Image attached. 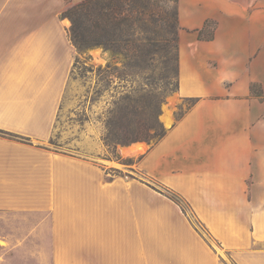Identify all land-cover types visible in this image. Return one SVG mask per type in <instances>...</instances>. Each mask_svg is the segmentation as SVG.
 Listing matches in <instances>:
<instances>
[{
    "label": "crops",
    "instance_id": "0c3cea01",
    "mask_svg": "<svg viewBox=\"0 0 264 264\" xmlns=\"http://www.w3.org/2000/svg\"><path fill=\"white\" fill-rule=\"evenodd\" d=\"M82 1L0 0V130L29 139L0 135V264H264V0H179L196 102L137 164L219 248L138 177L45 146L77 55L61 13Z\"/></svg>",
    "mask_w": 264,
    "mask_h": 264
},
{
    "label": "trees",
    "instance_id": "16d2710c",
    "mask_svg": "<svg viewBox=\"0 0 264 264\" xmlns=\"http://www.w3.org/2000/svg\"><path fill=\"white\" fill-rule=\"evenodd\" d=\"M157 1L159 0H83L65 9L61 13V21L67 31L70 43L77 50L71 76L78 69H80L81 76L92 74L94 71L107 73L106 78H103L102 81L106 80L103 87L104 90L109 91L113 83L110 79L111 76H115L122 82H128L126 78L132 76L128 71L131 70L135 75L143 73L146 68L141 59L143 56V54L141 55V46H137L131 38V29L133 24L142 22L146 16L153 18L156 15ZM209 23L210 21H207L203 29L199 30L200 39H203L201 35ZM212 38L213 34L207 40ZM95 48H101L104 52L115 55L118 58L117 63H121V66L118 67L117 63H109L104 69L88 66L86 64L88 53ZM113 65L114 73L110 72ZM118 89L121 91L110 96V100L105 102L101 114L103 125L101 140L107 153L112 155L111 157L106 155L104 159L132 167L142 160V156L137 162H125L118 149L144 143L150 144L153 141L156 143L166 135L167 129L159 120L161 106L166 95L153 91L149 86L141 88H135L133 85L119 86ZM95 95L97 98L92 97V102L101 98L102 90L96 91ZM0 135H9L26 142L29 141L27 138L2 130H0ZM106 173L110 180L116 176H124L123 170L118 168H108ZM147 179L149 178L147 177ZM141 181L180 205L196 229L209 242L211 236L192 213L189 204L181 195L165 185L160 184L161 188H158L148 180L141 179Z\"/></svg>",
    "mask_w": 264,
    "mask_h": 264
},
{
    "label": "rangeland",
    "instance_id": "374dc122",
    "mask_svg": "<svg viewBox=\"0 0 264 264\" xmlns=\"http://www.w3.org/2000/svg\"><path fill=\"white\" fill-rule=\"evenodd\" d=\"M155 11L157 13L153 18L146 16L142 22L133 24L131 29V38L137 46H141V55L143 54L141 59L146 70L139 75H135L131 70L128 71V73L132 74L130 78H126L128 82H122L116 79L115 76H111L110 79H112L113 83L109 91L104 90L103 87L106 84V80L102 81L103 78H106L107 73L94 71L92 74L81 76L80 69L76 70L74 75L69 77L61 103V111L55 123L52 137L45 143V146L56 152L80 156L94 162L106 164L109 168L124 169V175L135 176L140 180H148L158 188H161L157 182L147 179L143 170L138 169L136 163L132 167H126L119 166L116 162L105 161L106 155L109 157L112 155L107 153L101 140L103 131L101 114L103 107L105 102L110 100L111 95H116L117 92L121 91V89H118L119 86L129 87L133 85L135 88L149 86L150 89L157 93H164L166 98L161 106L159 120L162 116V121L160 120V122L166 129L172 125V122L167 125L164 120L165 113L169 112L171 117L175 116L178 119L195 104L193 99L182 100L178 96L181 35L184 31L190 33L192 30L184 29L181 26L179 0H159ZM214 28V22H210L201 38L203 40L209 39L211 34H213ZM103 55L105 63L95 65L88 53L86 64L94 68L102 67L104 69L109 63L114 64L118 61V58L112 53L103 51ZM116 65L120 67L121 63ZM114 68V65L111 66L110 72L114 73ZM98 90H102V96L92 102L91 98L96 97L95 93ZM154 143L153 141L148 145ZM133 147V150L120 149L121 147H119V154L125 162H137L139 157L147 150V146L144 144ZM209 242L214 244L215 248H219L217 242L211 237ZM225 262L234 264L227 255L225 256Z\"/></svg>",
    "mask_w": 264,
    "mask_h": 264
},
{
    "label": "water",
    "instance_id": "95a60500",
    "mask_svg": "<svg viewBox=\"0 0 264 264\" xmlns=\"http://www.w3.org/2000/svg\"><path fill=\"white\" fill-rule=\"evenodd\" d=\"M89 54L91 56V61L95 65H99V64L105 63V59L103 57L104 55H103L102 49H100V48L92 49V50L89 51ZM160 120L162 121V116L160 117ZM145 145H148V144H145Z\"/></svg>",
    "mask_w": 264,
    "mask_h": 264
},
{
    "label": "bare ground",
    "instance_id": "6f19581e",
    "mask_svg": "<svg viewBox=\"0 0 264 264\" xmlns=\"http://www.w3.org/2000/svg\"><path fill=\"white\" fill-rule=\"evenodd\" d=\"M164 120L167 123V125H169L171 123V114L169 112L164 114ZM142 146L143 144H138L137 146Z\"/></svg>",
    "mask_w": 264,
    "mask_h": 264
}]
</instances>
